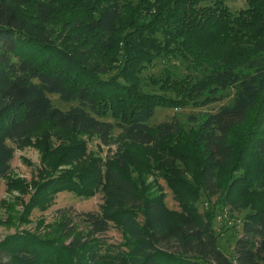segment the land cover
I'll list each match as a JSON object with an SVG mask.
<instances>
[{"label": "trees", "instance_id": "obj_1", "mask_svg": "<svg viewBox=\"0 0 264 264\" xmlns=\"http://www.w3.org/2000/svg\"><path fill=\"white\" fill-rule=\"evenodd\" d=\"M246 1L233 12L226 0H0V180L11 176L16 150L40 129L48 150L62 134L71 136L73 147L60 157L65 162L84 156L77 136H97L110 147L120 131L117 157L105 169L93 163L78 175L60 173L33 199L41 207L62 191L87 198L102 187L108 195L100 210L63 211L66 245L9 238L0 243V264H264V207L244 221L231 258L220 249L213 217L192 205L199 193L187 176H176L173 166L163 172L181 202L177 212L164 196L146 197L129 164L131 144L193 166L203 195L218 197L231 212L246 195L264 191V0ZM157 59L199 74L198 94L236 90L230 104L200 124V157L178 135L176 118L152 122L158 108L194 96L165 69L167 95L142 92L141 76ZM51 95L76 105L63 110ZM257 108L251 129L234 142ZM230 170L240 173L228 183ZM113 227L125 236L121 247L105 239Z\"/></svg>", "mask_w": 264, "mask_h": 264}, {"label": "rangeland", "instance_id": "obj_2", "mask_svg": "<svg viewBox=\"0 0 264 264\" xmlns=\"http://www.w3.org/2000/svg\"><path fill=\"white\" fill-rule=\"evenodd\" d=\"M226 5L235 12L246 8L247 1L226 0ZM164 69L173 73V80H185V84L192 88V92H194L195 85L198 82L196 77H199V74L192 69H188L187 64L183 65L175 61L167 64L161 59H157L153 65H150L143 72L141 76L143 82L142 92L167 95L164 87L170 86L164 81ZM214 91H216V94H213ZM235 92L236 90L233 89H215L200 94L194 92V96L188 100H180L178 107L158 108L152 122L153 124H160L171 122L176 118L181 127L178 135H182L186 140H191L196 151L195 155L200 157L202 151L195 142L200 124L204 121L206 114L216 113L222 106L230 104ZM50 98L54 106L63 110H68L76 105L62 102L57 95H51ZM212 98L220 99L210 101ZM258 110L257 108L254 111L249 121L236 129L234 142L240 140L251 129ZM259 121L264 122V112L261 113ZM259 126L260 124H257V127ZM43 133H46L45 128L38 130L35 137H29L26 146L16 150L11 176L6 180H0V243L11 237L20 239L24 235H28L44 240L56 239L55 241L66 245L68 241L60 234L63 231L62 227L65 220L63 211L72 209L73 211L69 210L68 213L75 216V213L99 211L100 206L105 203L108 193L102 187H99L92 196L87 198L78 197L72 192L62 191L51 196V200H47L41 207H38L41 200L36 204L33 199L39 195L37 191L42 183L60 173L70 172L78 175V173L87 170L93 163L99 164L102 169H105L108 159L113 161L117 157L120 131H115L114 141L110 147H105L97 136L90 134L77 136L82 143L80 145L83 146L84 156L71 158L66 160L67 162L61 160L60 157L66 149L73 147L71 136L62 134L57 142L55 140L56 146L48 150L47 146L45 147V144L40 140ZM129 151L130 171L132 176L138 178V181L142 184L145 196H164L167 206L172 210L180 212L182 211V205L180 200L174 197L175 194L163 172L165 173L169 170V167L173 166L176 169V176L182 172V175L190 179L195 191L199 193V200L193 199L192 205L198 207L199 215L213 217V229L218 236L220 249L225 255L232 258L234 244L242 233L244 221L253 212L254 208L264 207V191L246 195L245 199L247 201L243 207L238 211L231 212L227 207H224L220 200H217L218 197L209 200L203 195L195 167L191 166V170H188L183 163L174 160L173 157L167 154L146 151L144 148L131 144L129 145ZM144 160H147L149 166L143 164ZM167 173L169 174V172ZM239 173L230 170L226 175L228 183L231 178H235ZM139 217L142 219V216ZM76 223L78 232H83L84 235L88 233L86 226L78 223V220H76ZM105 239L108 244L118 245L119 247L125 244V236L115 227L111 228ZM60 264H64V262Z\"/></svg>", "mask_w": 264, "mask_h": 264}]
</instances>
